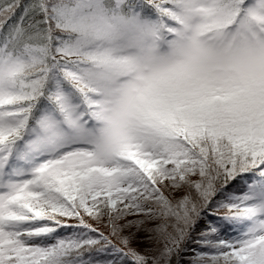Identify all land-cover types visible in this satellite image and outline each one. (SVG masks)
I'll return each mask as SVG.
<instances>
[{"label": "snow or ice", "instance_id": "1", "mask_svg": "<svg viewBox=\"0 0 264 264\" xmlns=\"http://www.w3.org/2000/svg\"><path fill=\"white\" fill-rule=\"evenodd\" d=\"M184 256L264 264V0H0V264Z\"/></svg>", "mask_w": 264, "mask_h": 264}, {"label": "trees", "instance_id": "2", "mask_svg": "<svg viewBox=\"0 0 264 264\" xmlns=\"http://www.w3.org/2000/svg\"><path fill=\"white\" fill-rule=\"evenodd\" d=\"M25 2H27V0H25ZM218 214L219 215H223L224 214V210L221 209ZM98 227L100 228L101 231H105V234H107V230L104 228L103 225H100ZM188 259H189V257H187V256L181 257L180 264H187V260Z\"/></svg>", "mask_w": 264, "mask_h": 264}]
</instances>
